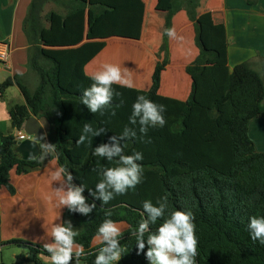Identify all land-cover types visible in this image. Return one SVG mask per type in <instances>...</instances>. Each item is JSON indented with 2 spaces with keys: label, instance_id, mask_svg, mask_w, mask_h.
Wrapping results in <instances>:
<instances>
[{
  "label": "trees",
  "instance_id": "obj_1",
  "mask_svg": "<svg viewBox=\"0 0 264 264\" xmlns=\"http://www.w3.org/2000/svg\"><path fill=\"white\" fill-rule=\"evenodd\" d=\"M51 2H65V13L52 10L44 14L45 6ZM199 7L200 0H170L150 88L113 85L115 91L122 93L124 103L117 108L120 98L114 97L101 116L81 103L83 90L93 82L85 67L104 50L107 39H141L145 5L141 0H32L29 5L23 31L29 43L28 69L37 75L38 85L31 91L19 77L7 78L0 84L1 98L16 84L25 99V103L8 108L11 131L0 134V188L4 186L13 194L11 171L29 174L56 159L60 167L72 174L73 184L85 186L83 195L87 203L96 204L87 216L68 208L63 215V223L71 222L73 230L79 232L76 242L84 246L81 261L85 264H94L99 248L92 247V241L107 218L129 225L119 238L121 248L125 249L119 263L150 264L144 254L147 245L144 252H139L131 233L143 218V201L150 199L155 204L162 196L168 201L166 217L178 209L194 214L199 241L196 264H264V245L253 241L248 230L250 217L264 216V153L256 150L249 136L250 122L264 117L261 74L247 62L235 65L229 73L226 93L214 100L211 107L196 100L195 84L186 101L159 93L162 74L170 64V38L164 32L172 28L180 11H185L193 24L198 48L197 57L186 68L187 74L202 75L208 61L218 57L202 42ZM145 59L149 63V58ZM138 95L165 105L163 115L167 123L162 128H150L144 141L122 142L124 154H143L138 163L143 167L144 179L135 191L129 190L102 205L90 195L100 179L92 169L98 161L99 166L116 164L94 156L93 149L109 143V138L119 135L125 126L132 127L129 116ZM226 103L229 112L220 111ZM31 116L47 124L48 143L56 145V152L47 156L41 152L28 161L16 151V132L23 130ZM84 123L104 127L106 132L93 137L91 144L78 147L76 140ZM109 209L111 217L105 215ZM160 223L150 226V231H155ZM1 246L24 250L17 256L21 263L44 264L41 258H49L43 245L24 239H10Z\"/></svg>",
  "mask_w": 264,
  "mask_h": 264
},
{
  "label": "crops",
  "instance_id": "obj_2",
  "mask_svg": "<svg viewBox=\"0 0 264 264\" xmlns=\"http://www.w3.org/2000/svg\"><path fill=\"white\" fill-rule=\"evenodd\" d=\"M31 2L0 0V40L10 41L11 45L9 61L0 64V84L7 78L19 77L29 89L34 86L33 72L28 69L29 43L23 31V22ZM142 3L146 11L141 39H107L104 50L85 67L87 75L92 76L106 63L118 64L130 70L131 88H150L149 81L157 62L156 52L162 41L164 18L170 0L164 1L160 13L155 11L159 7L156 3H152L150 9ZM156 18L160 25L158 27ZM198 21L203 44L216 51L218 57L208 61L202 75L187 74L186 68L197 57L198 48L194 42L193 24L186 12L180 11L173 19L172 28L181 39L169 40L170 64L162 74L160 95L186 101L195 84L196 100L202 106L211 107L214 100L226 93L232 68L242 62L249 63L264 80V0H200ZM145 56L151 57L148 64L144 61ZM23 103L24 96L16 84L6 92V96L0 97V134L11 131L8 108ZM219 110L229 112L230 106L226 103ZM39 122L46 134L44 142L48 143L47 124L42 120ZM249 136L256 150L264 153L263 116L250 122ZM59 167L54 159L44 168L29 174L17 175L14 170L10 172V182L15 192L10 193L4 186L0 188V247L2 242L15 238L40 245L51 242L47 233L54 223H63L67 208L57 207L56 190L61 183L54 181L52 174ZM117 224L122 227V233L129 228L125 222ZM102 246L93 239L92 247ZM43 260L50 264L49 258ZM71 264H75V261ZM81 264L85 263L81 261Z\"/></svg>",
  "mask_w": 264,
  "mask_h": 264
},
{
  "label": "clouds",
  "instance_id": "obj_3",
  "mask_svg": "<svg viewBox=\"0 0 264 264\" xmlns=\"http://www.w3.org/2000/svg\"><path fill=\"white\" fill-rule=\"evenodd\" d=\"M170 39H181L175 28L165 29L164 32ZM22 75V73H21ZM130 70L118 64L106 63L101 66L92 76V84L83 90L81 103L91 113H99L101 116L110 108L115 98H120L116 107L123 105L122 93L114 90L113 85L131 87ZM166 106L158 104L145 95H138L132 104L129 124L125 126L119 135L109 138V143H102L93 149V155L103 158L108 162L115 161L116 166L94 167L92 171L100 176L94 192L90 191L95 199L100 200L102 205L109 204L117 196L126 195L129 190L135 191L136 187L143 182V167L138 161L143 160L141 152L131 155L124 154V141L140 139L144 141L150 128L164 127L167 123L163 113ZM116 114L112 109L111 115ZM106 132V128H94L91 123H84L81 134L76 144H91L92 138ZM139 133V136H138ZM150 142V141H147ZM41 152L47 156L56 152V145L41 143ZM54 181H59L61 187L56 190L58 195L57 207H67L71 212L81 215H89L96 204L87 203L83 195L85 186L73 184L74 177L64 167H59L52 174ZM142 219L138 228L132 232L136 238L139 252L144 253L150 264H196L198 253V238L196 236L195 217L191 211L174 210L165 216L168 209L166 196L158 197L155 204L152 200L142 203ZM105 215L111 217V210ZM162 221L155 231H150V226ZM248 230L253 241H259L264 245V216H252L249 218ZM148 234L145 238V234ZM51 242L43 245L49 254L50 264H71L75 258V264H81V257L85 255L84 246L76 242L79 232L73 230L71 222L54 223L50 232L47 233ZM122 227L110 218L105 219L99 226L95 242L103 245L95 254L94 264H118L125 249L121 248L119 238L122 236Z\"/></svg>",
  "mask_w": 264,
  "mask_h": 264
},
{
  "label": "rangeland",
  "instance_id": "obj_4",
  "mask_svg": "<svg viewBox=\"0 0 264 264\" xmlns=\"http://www.w3.org/2000/svg\"><path fill=\"white\" fill-rule=\"evenodd\" d=\"M141 1L144 2L148 6L147 7L148 9H150L149 6L150 5L152 6V3H156L157 4L156 6H159V7H157V9H155V11L160 13L162 5H163L165 0H141ZM65 4H66L65 2H51V3H49V4H47L45 6L44 14H46L49 11H52V10L58 11V12H61V13H65V11H66V5ZM156 17L158 18V16H156ZM157 18H156L155 24L158 27L160 25H159V21H158ZM117 48H120V47H116V49ZM126 50H128V49H126ZM145 57H148L149 61H150V59H151L150 56H145ZM145 57H144V61H146ZM170 57H171V53H170ZM32 75H33L32 76V81H34V86L30 87L31 91H33L38 85V77H37V75L34 72H33ZM149 82L151 83V80ZM11 88H12V86L5 91V96H6V92L8 90H10ZM7 97H8V95H7ZM255 138H257V136H255ZM23 251L24 250H22V249H20L18 247H15V246H9V247L1 246L0 247V264H34V263H21L20 262V260L17 258V256L22 254ZM44 258H46V257H42L41 260H42V262L44 264H47V263L44 262V260H43ZM118 264H120V263H118Z\"/></svg>",
  "mask_w": 264,
  "mask_h": 264
},
{
  "label": "water",
  "instance_id": "obj_5",
  "mask_svg": "<svg viewBox=\"0 0 264 264\" xmlns=\"http://www.w3.org/2000/svg\"><path fill=\"white\" fill-rule=\"evenodd\" d=\"M23 130L31 136L30 139L19 142L16 151L24 160H34L40 153V143L46 139V134L39 120L31 116L24 124Z\"/></svg>",
  "mask_w": 264,
  "mask_h": 264
},
{
  "label": "built area",
  "instance_id": "obj_6",
  "mask_svg": "<svg viewBox=\"0 0 264 264\" xmlns=\"http://www.w3.org/2000/svg\"><path fill=\"white\" fill-rule=\"evenodd\" d=\"M11 45L10 41L0 40V64H6L10 59ZM31 136L26 134L24 130L18 131L16 134V139L19 142L30 139Z\"/></svg>",
  "mask_w": 264,
  "mask_h": 264
}]
</instances>
